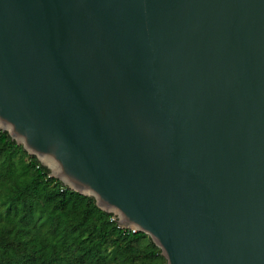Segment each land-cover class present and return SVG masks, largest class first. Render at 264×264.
<instances>
[{"label": "water", "instance_id": "95a60500", "mask_svg": "<svg viewBox=\"0 0 264 264\" xmlns=\"http://www.w3.org/2000/svg\"><path fill=\"white\" fill-rule=\"evenodd\" d=\"M0 126L167 264H264V0H0Z\"/></svg>", "mask_w": 264, "mask_h": 264}, {"label": "trees", "instance_id": "16d2710c", "mask_svg": "<svg viewBox=\"0 0 264 264\" xmlns=\"http://www.w3.org/2000/svg\"><path fill=\"white\" fill-rule=\"evenodd\" d=\"M112 216L0 126V264H167L148 233Z\"/></svg>", "mask_w": 264, "mask_h": 264}, {"label": "built area", "instance_id": "2783aa9c", "mask_svg": "<svg viewBox=\"0 0 264 264\" xmlns=\"http://www.w3.org/2000/svg\"><path fill=\"white\" fill-rule=\"evenodd\" d=\"M112 218H116V216L114 215V216H112ZM122 227H123V226H122ZM123 228H126V227H123ZM126 229H131V230H133V231H137L136 228H126Z\"/></svg>", "mask_w": 264, "mask_h": 264}]
</instances>
